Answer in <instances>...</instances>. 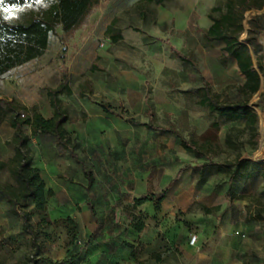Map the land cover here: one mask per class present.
Instances as JSON below:
<instances>
[{"label":"rangeland","instance_id":"rangeland-1","mask_svg":"<svg viewBox=\"0 0 264 264\" xmlns=\"http://www.w3.org/2000/svg\"><path fill=\"white\" fill-rule=\"evenodd\" d=\"M225 2L168 0L158 5L149 0H101L74 38L62 41L60 27L42 57L0 77V95L27 106L37 105L47 117L53 114L48 89L60 86L66 69L72 94L60 97L73 118L67 128L79 158L96 177L89 192L82 164L55 137L33 136L26 126L31 135L30 154L54 190L48 214L53 221L68 216L77 219L80 239L72 245L61 223L49 228L38 225L45 234L36 251L31 236L23 230L22 219L12 215L7 202L0 200V264H46L45 258L62 262L80 248L83 255L76 264H132L133 253L144 259L142 264H189V259L190 264H264V112L255 106L260 96L256 94L249 102L260 114L255 147L256 136L246 129L245 121L212 113L199 103L197 92H184L199 87L203 74L213 93L232 102L245 82L235 60L225 57L223 43L204 35L211 23L208 13ZM263 13L264 9L251 10L246 19ZM115 18L124 36L118 42L106 34ZM247 39L245 31L241 40L250 45L259 68L264 61V37L260 44ZM168 41L195 60L200 71L177 57ZM95 64L99 68L93 69ZM262 80L264 90L263 74ZM102 104L114 109L123 106L137 121L174 127L185 137L202 142L205 135L217 133L210 151L212 160L227 162L241 157L257 163L234 183V191L245 198L228 200L229 173L216 166L203 167L207 159L187 152L178 137L107 113ZM214 121L220 123L217 132L212 128ZM229 133L235 148L226 143ZM13 135L9 123L0 127V158L5 161L14 154V146L9 144ZM183 168L186 170L171 186ZM250 172L252 176H248ZM0 180L13 182L14 178L5 169L0 170ZM169 187L170 198L159 210L156 203L133 207L134 198L159 194ZM89 199L94 201L97 218ZM216 205L221 209L206 210ZM136 217L146 222L143 242L132 226ZM38 220L35 216L34 222ZM158 233L170 239L156 244ZM169 234H174L173 240ZM193 234L199 235L195 245L190 244ZM186 243L192 248H185V256L180 247ZM155 249L161 250L162 261L151 254Z\"/></svg>","mask_w":264,"mask_h":264},{"label":"trees","instance_id":"trees-1","mask_svg":"<svg viewBox=\"0 0 264 264\" xmlns=\"http://www.w3.org/2000/svg\"><path fill=\"white\" fill-rule=\"evenodd\" d=\"M39 1L2 0L0 2V77L25 63L42 57L49 48L51 37L58 34L60 27L62 41L74 38L101 2V0H47L41 4ZM149 1L164 5L168 0ZM254 9L263 10L264 0H226L224 6H215L208 13L211 25L205 30V37L210 41L222 42L225 57L235 60L240 72L245 77V82L234 101H222L219 94L213 93L209 79L203 74L200 75L201 85L199 87L184 92H197L199 103L212 113H217L230 120L245 121L246 129H251L256 136L254 146L257 147L260 135V114L249 102L256 94H259V101L255 103V106L264 112V90H262L264 61L258 68L250 45L241 40L245 31L248 33L247 40H254L257 44H260L261 38L264 37V13L246 19L247 12ZM246 20L248 28H246ZM117 24L118 19L115 18L106 29L107 36L114 42H118L124 37ZM168 43L177 57L191 63L199 70L195 60L172 45L170 41ZM92 68L99 67L95 64ZM63 70L64 79L60 86L48 89L53 108V115L50 118L45 117L37 105L27 106L17 99L0 95V127L9 123L14 129V135L9 141V144L14 146V154L8 161L0 158V170L8 169L14 181L0 180V200L7 202L12 215L22 219L23 230L31 236L36 251L40 250V238L45 234L42 228H38V225L49 228L61 223L67 229L70 243L77 245L80 239V224L77 219L71 216L56 221L50 218L48 214L49 197L54 194V190L48 186L42 169L34 163L33 156L30 154L31 135L25 131V127L30 128L33 136L45 134L55 137L70 156L82 164L89 192L96 182L93 171L79 158L76 144L72 141L66 128V124L73 121V118L68 109L64 107L60 96L62 94L70 95L72 90L69 86L70 80L67 71L65 68ZM102 106L105 112L118 114L122 118H127L131 123L143 124L155 132L178 137L187 152L196 157L207 159L203 167L216 166L220 171L229 173L228 200L245 198L244 195H239L234 191V183L238 176L244 171H250L251 166H257V163L253 159H242L241 157L235 161L227 162L212 160L210 151L213 148V143L218 140L217 133L210 136L203 135L205 142H202L200 139L185 137L180 130L174 127L158 126L153 121H137L123 106H120L119 109H114L111 104H102ZM148 112L151 117L155 116L153 110L149 109ZM212 128L217 132L220 123L214 121ZM226 143L230 147H236L231 133L227 135ZM185 170L186 168L180 169L177 176L171 181V186L178 182ZM252 175L251 172L248 174V176ZM170 190L171 187L159 194L150 193L134 198L133 207L137 209L146 203H156V208L159 210L160 204L170 197ZM88 204L92 215L97 218V210L91 199L88 200ZM220 209L221 205H216L212 209L206 208L209 212H216ZM35 216L39 217L38 223L34 222ZM97 224L99 225V222ZM132 226L135 232L140 233L146 228V222L141 217H136ZM125 245L131 248L134 246L132 243ZM82 255V248H80L73 257L62 262H55L50 258H45L44 262L46 264H76L82 259ZM133 256L136 254L133 253ZM157 258H160V255Z\"/></svg>","mask_w":264,"mask_h":264},{"label":"crops","instance_id":"crops-1","mask_svg":"<svg viewBox=\"0 0 264 264\" xmlns=\"http://www.w3.org/2000/svg\"><path fill=\"white\" fill-rule=\"evenodd\" d=\"M210 25H211V23H210ZM209 25V26H210ZM208 29V28H207ZM53 114H51V115H49V116H47V118H50L51 116H52ZM66 128H67V124H66ZM68 129V128H67ZM69 131V130H68ZM95 185V184H94ZM94 187V186H93ZM92 187V188H93ZM92 190V189H91ZM137 198V197H136ZM170 198V197H169ZM169 198H167V199H165L163 202H162V204H164L167 200H169ZM93 201V200H92ZM93 203H94V201H93ZM150 204V203H149ZM143 232H144V230L142 231V232H140L141 233V235H140V237L138 236V240H139V242H143L144 241V237H143ZM237 233V232H236ZM243 233V232H242ZM172 238V240H173V236H174V234H169ZM246 236V235H245ZM154 239H156V241L157 242H155L156 244L157 243H159L160 244V241H162V239L164 240V239H170V238H168V236H166V237H164V236H161L160 235V233H158V234H156V236H155V238ZM181 251L184 253V255L186 256L187 255V252L185 251V248H192L188 243H186L185 244V246L184 245H181ZM164 250H166V248H163ZM190 250V249H189ZM161 252V250L160 249H155L154 251L152 250L151 251V254H153V255H156L155 257H158V255H159V253ZM233 252H236L237 253V251H234L233 250ZM161 258H157V260H160ZM132 260L133 261H135V262H133L132 264H142V261L141 260H144L143 258H141V257H136V256H133V258H132ZM160 261H162V260H160ZM190 262H191V259H189V264H190ZM238 262H240V261H238ZM155 264H162L161 262H158V263H155ZM166 264V263H165ZM235 264H238L237 262L235 263Z\"/></svg>","mask_w":264,"mask_h":264},{"label":"built area","instance_id":"built-area-1","mask_svg":"<svg viewBox=\"0 0 264 264\" xmlns=\"http://www.w3.org/2000/svg\"><path fill=\"white\" fill-rule=\"evenodd\" d=\"M237 234H241L242 236H245V233H241L240 231H237ZM199 241V235L193 234L190 237V244L195 245Z\"/></svg>","mask_w":264,"mask_h":264},{"label":"snow or ice","instance_id":"snow-or-ice-1","mask_svg":"<svg viewBox=\"0 0 264 264\" xmlns=\"http://www.w3.org/2000/svg\"><path fill=\"white\" fill-rule=\"evenodd\" d=\"M0 2H2V0H0Z\"/></svg>","mask_w":264,"mask_h":264}]
</instances>
